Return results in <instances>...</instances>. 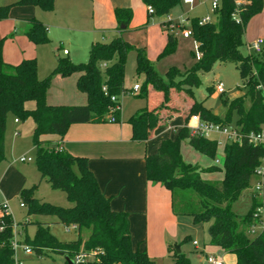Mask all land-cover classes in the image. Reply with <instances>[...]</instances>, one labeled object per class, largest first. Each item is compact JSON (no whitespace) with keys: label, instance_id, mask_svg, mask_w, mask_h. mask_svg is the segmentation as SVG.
Instances as JSON below:
<instances>
[{"label":"trees","instance_id":"obj_1","mask_svg":"<svg viewBox=\"0 0 264 264\" xmlns=\"http://www.w3.org/2000/svg\"><path fill=\"white\" fill-rule=\"evenodd\" d=\"M142 2L153 8L152 13L148 12L150 15L168 16L183 1ZM16 5L37 6L44 11H52L54 0H17L0 6V21ZM263 7L264 0H244L240 4L236 0H219L214 20L200 24L199 17L192 18L191 32L200 57L195 66L183 74L176 68H170L166 74L167 81L155 72L147 58L139 52L137 71L146 74L140 94L148 98V84L151 83L162 96L157 95L160 100L154 108L144 107L128 119L132 127V139L146 141L152 137L154 129L166 125L171 118L172 113H162L160 110L169 108L167 104L174 99L180 100L178 94L171 93V88L180 90L184 87L186 91L193 92V88L201 83L200 73L210 72L216 62H231L237 66L246 87L243 95L224 99L226 111L223 114L214 113L204 106L203 101H195L183 114L184 125L178 130L176 138L164 139L155 153L145 156L148 181L160 183L170 191L172 208L177 214L180 213L175 205L179 203L181 212L191 215L195 222L209 223L210 245L234 253L235 264H264V229L252 234V228L259 223L255 211L262 203L253 197L245 214L240 215L233 210V204L250 187L254 171L264 157V146L252 145L246 138L249 133L264 127V47L259 53L244 54L241 51L245 45L248 22ZM234 13H237V17L233 16ZM115 16L119 25L128 28L133 14L130 10L117 8ZM27 21L29 26L25 35L30 41L36 44L50 42L47 27L42 21L35 17ZM4 41L5 37L0 38V163L6 159L5 136L10 115L18 121L31 117L35 125L32 132V143L36 150L35 165L41 179L53 189L65 192L72 204L63 207L37 198L36 184L20 191L22 204L27 208L28 217H55L58 223L75 226L78 234L77 239L60 241L46 223L27 220L22 224L24 227L35 223L37 228L32 238L26 235L25 244L38 256L52 251L73 260L81 252L93 254L90 259L74 264H154L146 250L133 248L129 213L112 209L111 198L101 191L88 159L72 155L60 145L42 139L45 135L63 138L72 124L108 122L106 117L114 105L111 97L127 93L124 76L129 43L120 36L107 42L95 41L91 44L86 62L75 63L67 57L57 56L54 71L45 78H39L36 59H23L15 65L4 61ZM175 42L174 35L169 34L161 55L172 51ZM75 73H79L77 88L87 95V102L76 105L48 104L47 94L53 75L67 77ZM208 91L212 94L213 87H208ZM30 101L34 103L33 108L27 107ZM234 113L237 114L234 127L244 138L241 143H225L221 166L202 168L184 161L180 150L184 140L211 158H216L218 152L217 140L190 134L188 123L192 117L200 116L205 122L228 126L232 123ZM114 115L119 121L121 110ZM203 172H222L220 186L214 181L203 179ZM2 206L0 204V208ZM0 223L4 225L0 230V264H12V239L17 223L11 213L0 217ZM189 239L186 236L183 242ZM171 257L174 264H190L189 258L183 253L175 251ZM63 264L69 263L65 260Z\"/></svg>","mask_w":264,"mask_h":264},{"label":"rangeland","instance_id":"obj_2","mask_svg":"<svg viewBox=\"0 0 264 264\" xmlns=\"http://www.w3.org/2000/svg\"><path fill=\"white\" fill-rule=\"evenodd\" d=\"M15 1L17 0H0V6L8 5ZM210 5L211 0H208L207 4L196 2L191 9L189 5L182 2L173 8L169 14L171 22L166 24H164L163 19H168V16L150 15L140 0H54V9L51 12H46L37 6L16 5L11 7L8 16L0 21V38L5 37L3 59L4 61L9 60L14 64L20 63L24 58L36 59L39 78H45L54 71L57 56L67 57L75 63L86 62L93 42H107L111 38L109 34L100 31L101 25L107 23L111 13H115V9L120 8L130 10L133 14V20L129 23L128 28L121 30L119 33V36L130 45L125 64L124 83L126 87L130 88L135 83L141 87L146 81L145 72L137 71L139 52L143 53L155 72L167 81L166 74L170 68H176L179 73L183 74L197 63L198 52L195 38L193 35L185 38L182 31L184 28L191 30V20L194 17L208 13L214 20L215 16L211 12ZM23 13L28 14V17L39 19L46 25L50 42L36 44L24 35L23 28L26 25L17 20V17L23 16ZM169 34H173L175 37V48L161 55L167 45ZM64 49H67L70 54L65 55L63 53ZM241 51L244 54L252 52L246 46H242ZM57 75L59 74L53 75L50 88H53L54 79ZM200 77L201 83L198 87L193 88V92L186 91L183 87L180 90L171 88V93L178 94L180 98L192 101L191 105L195 101H203L205 107L214 110L218 114H223L226 111V106L223 103L224 99H232L246 92L240 72L237 66L231 62H216L210 72L200 73ZM217 81H221L224 84L226 91L221 95L214 96L209 94L208 87L210 85L213 86L214 91ZM148 90L156 92L153 97L162 96V93L151 83L148 84ZM119 102L122 114L132 113L131 117L134 106L137 103L146 105V98L140 92H128L119 96ZM167 106L169 108H163L160 111L162 113H177L181 111L180 107H173L170 104H167ZM27 107L33 108L34 103L28 102ZM236 120L237 114L234 113L230 125L234 126ZM19 122V124L15 123L13 115H10L5 136V160L12 164L14 172L17 170L16 173L12 174L11 180H13L14 176V183H17L19 177L24 175L28 181L25 182L22 189L36 184L38 185L35 194L37 198L63 207L71 206L72 203L68 200L65 192L53 189L45 180L40 181V175L35 165L36 150L32 143V132L35 126L33 119L27 117ZM174 122H180L178 117L175 118ZM208 136L219 137L221 135L219 133H210ZM220 146L216 158H211L194 149L188 140L181 142L180 150L185 162L208 168L222 164L223 153ZM22 158H31V160L22 161ZM216 159L220 163L216 162ZM204 177L211 178V175H205ZM205 180L214 181L220 186L221 180L214 178ZM254 181L253 178L251 186L254 185ZM252 199V188L250 187L245 189L233 204V210L240 215L245 214L252 204ZM257 199L264 208V199ZM21 204L20 192L7 202L13 219L18 224V239L25 244L26 235L32 238L35 234V227L29 226L28 231L23 229L24 226L22 224L28 216L27 208ZM178 204L175 207L180 214H177L172 208L171 213L174 219H170L168 212H163L159 222L160 229L165 234L178 232V240L175 242V240L170 239L169 245L171 249L169 256L154 258V264H174L171 254L176 251L177 245H180L183 254L189 258L190 264H204V252H219L223 256L221 258L224 259L225 264H235L236 255L234 253L223 252L210 245L209 223L195 222L191 215L181 212V206ZM167 207L169 208L168 203ZM33 218L40 217L33 215ZM50 231L60 241H71L78 237L75 229L62 223L52 224ZM252 234L254 235L255 233ZM83 236H86L85 233ZM186 236H189L190 239L183 242ZM195 240L198 245L193 244ZM17 257L25 259L26 264H63L65 261L63 255L52 251H48L47 255L42 256L36 255L33 251V254L27 256L21 248L17 250Z\"/></svg>","mask_w":264,"mask_h":264},{"label":"crops","instance_id":"obj_3","mask_svg":"<svg viewBox=\"0 0 264 264\" xmlns=\"http://www.w3.org/2000/svg\"><path fill=\"white\" fill-rule=\"evenodd\" d=\"M140 1L142 5L148 10V7L142 2V0ZM207 3L208 0H204L200 4ZM207 14L208 13L205 15ZM27 15L28 14L23 13V16L17 17L18 21L23 22L26 25V27L23 28L24 35L29 26L27 20L31 18ZM205 15L197 17L200 18ZM263 15L264 7L260 13L254 15L248 22L245 32L244 46L258 38H262L264 40ZM166 20L167 18H164L163 22ZM260 21L261 23H259ZM101 26L102 27L100 31H103L104 33H107L111 36L109 41L114 37L119 36L121 30L126 29V27L122 28L121 25L118 24L115 13H111L107 23H104ZM69 54L70 52L68 51V53L65 55ZM5 62L14 64L9 60H5ZM78 77L79 73H75L67 77L57 75L54 79L55 82L53 88H49L48 90V104H85L87 102V95L78 90ZM135 84H133L130 88H127L124 84L125 88L127 89V93H139V91L132 90ZM155 94L156 92L154 93L153 91H149L148 98H146L145 102L146 105L137 103L133 108V114L136 112V110L138 111L144 107H148L150 109L154 108L160 100L158 96L153 97ZM212 94L214 96H218V94L215 92V88ZM191 103L192 101L186 100L184 98H180V100L177 98L174 99L170 105L180 107L181 111L172 113L171 118L167 121L166 125L159 126L154 129L152 137L146 141H134L132 139V127L130 123H128V118L132 113L122 114V109H120L121 115L119 121L76 123L69 127L63 138H60L58 135H45L42 137V139L46 141H50L55 145H60L72 155L84 156L88 159V165L95 174L101 191L105 196L111 198L112 209L115 211H125L129 213L133 248L146 250L152 259L157 257H168L170 252L169 241L170 239H173L175 242H177L179 234L178 232L173 234L170 232L169 234L166 233V235L162 229H160L159 222L163 212H168L170 219H174V216H172L171 213L172 197L170 191L162 184L148 181L146 177L145 156L155 153L164 139L176 138L178 130L184 125L183 114L189 109ZM212 111L216 113L214 110ZM177 117L180 122L175 123L174 121ZM14 122L17 124L20 123L19 121H16V118H14ZM220 135L221 136L219 137L212 136L209 138L220 142V149H222L223 153L224 145L228 140L226 136L222 134ZM218 165L221 166V164ZM16 172H14V167L12 164L6 162V160L0 163V204L7 203L12 198H14V196H16L21 191L22 187L25 185V182L28 181L26 176L21 175V177H19L17 180L18 182L14 183V176L13 180H11V176ZM205 175H211V178L217 180H222L223 178L222 172H203L201 174L202 178L211 179L209 177L205 178ZM42 180L43 179H41L40 176V181ZM3 200L5 201L3 202ZM167 203L169 208L167 207ZM38 216L40 218H33V216L26 217L25 221L29 220L31 222L39 221L46 223L50 230L52 224L58 223L55 218H50L49 216L44 215ZM31 225L35 227L36 231L37 227L35 223H30L29 225L23 227V229L28 231V228ZM17 228L18 224L16 225V233L18 232ZM181 253H183L182 250ZM216 253H218L219 256L223 258L219 252ZM24 254L30 256L33 254V251L29 254L24 252ZM207 254L208 253L204 252V264H206ZM17 259L26 264L25 259L19 257H17Z\"/></svg>","mask_w":264,"mask_h":264},{"label":"built area","instance_id":"obj_4","mask_svg":"<svg viewBox=\"0 0 264 264\" xmlns=\"http://www.w3.org/2000/svg\"><path fill=\"white\" fill-rule=\"evenodd\" d=\"M184 4H187L190 6L192 9L193 6L195 5L196 2H203L204 0H182ZM244 0H236L237 4H240ZM219 6V0H211V12L214 13L217 7ZM148 12L152 13L153 8L148 7ZM234 17H237V13L233 14ZM213 19L209 14L200 17L199 18V23L204 24L207 22L212 21ZM171 19L168 17L166 21H164V24L170 23ZM173 27V25H172ZM184 27V26H183ZM182 34L185 38H189L192 36V32L189 29L184 28L182 31ZM263 43L264 40L262 38L255 39L249 43L246 44L247 49L259 53L261 52L263 48ZM196 48H197V43H196ZM64 54H67L68 51L66 49L63 50ZM198 52V58L200 57V52L197 48ZM259 87H262L261 85ZM104 90H106V87H103ZM133 91H139L140 86L138 84H135L132 88ZM225 86L221 81H217L215 84V92L217 94H223L225 92ZM111 100L114 102V105L110 107V112L107 115V121L108 122H116V116L114 115L115 112L119 111L121 109L120 103H119V96H112ZM16 121H18L16 119ZM188 128L190 131V134L192 135H198V136H206L209 138L208 134L210 133H219L227 137L228 141H237L241 143L243 141V135L239 133V131L231 125L228 126H221L219 124L215 123H210V122H205L201 119L200 116H194L188 123ZM248 142L252 145L259 146L263 145L264 146V127L257 131V132H251L246 136ZM218 145L220 144L219 141ZM22 161H30L31 158H22ZM216 162L219 163V160L216 159ZM254 185L250 187L252 188V197L254 198H260L261 200L264 199V157L260 159V164L256 167L254 171ZM249 187V188H250ZM3 206L0 208V217H3L4 215L10 213L9 208L7 203H1ZM23 206V204H21ZM263 206H258L255 211V215L259 217V223L252 228V233H257L260 232L261 230L264 229V210ZM71 228H75V226H69ZM4 228V225L0 223V230ZM194 245H198V242L195 240L193 241ZM12 247L14 249V262L12 264H24L22 261L17 259V250L21 248L25 253L29 254L32 253V248L27 245L21 243V241L17 237L16 233V225L14 226V237L12 239ZM92 253H87V252H81L78 255L75 256L73 259L74 262H83L92 257ZM206 264H225L224 260L219 256L218 253H208L206 255Z\"/></svg>","mask_w":264,"mask_h":264},{"label":"water","instance_id":"obj_5","mask_svg":"<svg viewBox=\"0 0 264 264\" xmlns=\"http://www.w3.org/2000/svg\"><path fill=\"white\" fill-rule=\"evenodd\" d=\"M121 27L124 28L125 26L121 25ZM176 252L181 253L179 245L176 246ZM64 257H65V260H67L69 264H74V261L72 259H70L68 256H64Z\"/></svg>","mask_w":264,"mask_h":264}]
</instances>
